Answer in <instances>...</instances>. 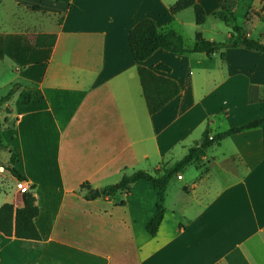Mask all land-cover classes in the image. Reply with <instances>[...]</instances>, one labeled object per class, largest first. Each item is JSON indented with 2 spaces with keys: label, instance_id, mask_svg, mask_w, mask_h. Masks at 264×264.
Returning a JSON list of instances; mask_svg holds the SVG:
<instances>
[{
  "label": "crops",
  "instance_id": "1",
  "mask_svg": "<svg viewBox=\"0 0 264 264\" xmlns=\"http://www.w3.org/2000/svg\"><path fill=\"white\" fill-rule=\"evenodd\" d=\"M174 1L0 0V93L18 85L0 109V141L35 196L41 236L0 232V264H16L9 255H24L22 264H264V122L223 137L185 167L188 175H173L155 234L145 229L156 202L147 180L85 197L123 173L179 159L206 125L215 133L264 114V52L229 46L222 58L223 48H157L136 61L127 42L143 17L226 41L231 29L216 19L205 25L208 16L223 6L236 20L241 10L246 25L264 18V0H197L200 25L191 6L170 13ZM43 33L55 34L53 44ZM158 62L170 70L155 71L179 92L149 113L137 65ZM20 89L33 94L29 103H20ZM0 174L11 186L0 204L21 206L16 177L6 167Z\"/></svg>",
  "mask_w": 264,
  "mask_h": 264
},
{
  "label": "trees",
  "instance_id": "2",
  "mask_svg": "<svg viewBox=\"0 0 264 264\" xmlns=\"http://www.w3.org/2000/svg\"><path fill=\"white\" fill-rule=\"evenodd\" d=\"M218 1L222 2L224 0ZM189 6L193 9L195 23L197 25L203 23L206 14L197 0H175L169 5L168 10L170 13H176ZM213 15L231 26V39L226 41L205 39L201 36V32L197 30L195 31L192 44L186 46L183 36L176 30L172 28H159L154 20L149 17L139 19L132 25L127 34V42L133 58L136 61H141L157 48H163L177 53L205 52L207 55H210L225 47L242 45L249 49L264 52V42L247 36L242 27L235 22L234 15L224 9L223 6L213 11ZM42 36L48 38V44H53L55 34L43 33ZM220 55L224 58V51H220ZM156 69L168 72L170 67L163 62L156 63L153 68L140 64L137 65V74L142 95L149 113L160 109L179 92V86L176 80L169 76L158 74L155 71ZM17 89L18 85L14 84L4 95L0 96V109L2 103ZM32 97L33 94L26 89H20L18 92V99L22 104L29 103ZM263 122L264 114L215 133H212L210 127L206 125L199 138L193 140L187 147L185 154L179 159L170 164H163L155 168L153 172L144 169H135L130 173H123L116 184H107L99 188V192L103 196H109L118 190L129 191L130 185L139 179L147 180L156 190V202L154 214L146 223L145 229L148 233L155 234L165 211L164 200L167 184L173 175L179 173L189 164H197L205 154L206 149L215 143H219L223 137L246 128L259 126ZM0 146L7 147L1 141ZM14 157L15 154L10 151V156L4 165L13 176L22 179L24 178L23 175L13 166ZM86 185V183H83L81 186ZM85 197H94L93 189H89ZM22 200L23 204L21 206H14L11 202L0 204V232L6 236L14 235L20 239L39 240L41 236L35 225V218L39 212V208L35 203V196L31 191L23 192Z\"/></svg>",
  "mask_w": 264,
  "mask_h": 264
},
{
  "label": "rangeland",
  "instance_id": "3",
  "mask_svg": "<svg viewBox=\"0 0 264 264\" xmlns=\"http://www.w3.org/2000/svg\"><path fill=\"white\" fill-rule=\"evenodd\" d=\"M244 1L247 2V0H244ZM241 9L243 10V8H241ZM188 11H190V15L194 16L192 8H190V10H188ZM238 13H239V16L236 17L235 22H237L241 26H245L246 29L251 30L253 38L259 39L260 41H264V18H262V17H254V18H252L251 21L247 22L246 25H242L243 21H242V19L240 17L241 10L238 11ZM212 19H216L217 21L222 23V25H224V27H226L227 29H231V26L229 24L225 23L223 20L219 19L218 17L215 18V16H211V15L208 16L205 25H209V23L211 22ZM192 32H193L192 29H190V30L183 29V33L181 35L183 36L184 43H185L186 46H190L192 44L193 40H194L193 39L194 36H193ZM222 36H223V33H222V35L221 34L217 35V38L221 39V38H223ZM222 50L224 51V48ZM1 94H4V93H0V96H1ZM9 156H10V154L7 152L5 147L0 146V173H4V168H5V166L3 164H1V163L4 162V164H5V162L9 158ZM184 169L185 168H183L180 171V173H182L184 175H188V172L185 173L183 171ZM172 182L177 183L176 178H174L172 180ZM10 192H11L10 180L8 178H4L0 174V202H2V200L5 197H7V196L10 197ZM12 246L13 245H11V247ZM24 258H25L24 255L16 256L14 259H12V255H9V257H8V259L11 260V262L14 261L16 264H22L23 261L25 260Z\"/></svg>",
  "mask_w": 264,
  "mask_h": 264
},
{
  "label": "built area",
  "instance_id": "4",
  "mask_svg": "<svg viewBox=\"0 0 264 264\" xmlns=\"http://www.w3.org/2000/svg\"><path fill=\"white\" fill-rule=\"evenodd\" d=\"M178 177H180V175H178ZM15 187L20 193L30 191L29 184L24 179L16 178Z\"/></svg>",
  "mask_w": 264,
  "mask_h": 264
},
{
  "label": "water",
  "instance_id": "5",
  "mask_svg": "<svg viewBox=\"0 0 264 264\" xmlns=\"http://www.w3.org/2000/svg\"><path fill=\"white\" fill-rule=\"evenodd\" d=\"M115 184H116V183H115ZM93 193H94L95 195H99V194H100V192H99L98 189H94V190H93Z\"/></svg>",
  "mask_w": 264,
  "mask_h": 264
}]
</instances>
